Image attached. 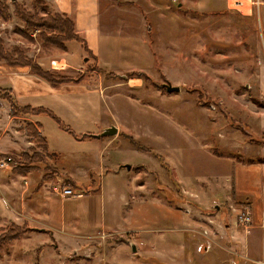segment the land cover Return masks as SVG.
I'll use <instances>...</instances> for the list:
<instances>
[{"label":"rangeland","instance_id":"374dc122","mask_svg":"<svg viewBox=\"0 0 264 264\" xmlns=\"http://www.w3.org/2000/svg\"><path fill=\"white\" fill-rule=\"evenodd\" d=\"M0 1L9 13L7 20L0 17V155H8L0 159V264H105L104 247L109 263L129 255L132 243L135 251H146L144 230L162 233L180 224L200 236L194 240L201 252L230 247L236 249L233 264L244 260L243 235L251 222L241 216L251 214L233 174L248 163L264 171L259 0L245 2L251 7L248 17L238 0L217 13L197 12L183 0H137L136 7L100 0L109 27H97L105 37L91 48L75 23L85 46L43 26L64 13L54 0ZM66 16L74 22L73 14ZM28 23L37 25L23 33ZM31 64L77 83L54 86L35 75ZM166 84L179 91L167 92ZM11 102L28 107L13 108L17 114L11 115ZM39 106L70 119H62L60 127L48 115L36 114ZM37 121L48 152L58 154L56 176L55 160L39 147L37 136L25 135ZM111 125L117 134L88 139ZM109 139L114 144L103 149ZM25 152L36 168L20 173L14 158ZM105 159L130 165L126 180L136 199L127 200L123 217H116L114 206H104L107 217L122 222L120 232L95 226L99 230L90 236L86 218H79L74 229L84 233L72 242L67 227L66 233H52L46 218L63 217L65 209L55 205L63 197L61 186L72 189V200L62 204L66 210L92 209L86 214L91 221L98 206L93 222L102 220L101 199L92 204L73 199L86 190L92 194L106 171L97 169ZM253 190L245 193L250 200L258 192ZM74 204L77 208L69 206ZM132 227L138 232H124ZM11 231L18 234L10 237Z\"/></svg>","mask_w":264,"mask_h":264},{"label":"crops","instance_id":"0c3cea01","mask_svg":"<svg viewBox=\"0 0 264 264\" xmlns=\"http://www.w3.org/2000/svg\"><path fill=\"white\" fill-rule=\"evenodd\" d=\"M124 2H129L128 6H135L137 0H121ZM184 2L190 4V6L195 9L197 12L201 13H217L220 11H225L227 8H231L229 3L235 0H183ZM240 1V6L243 7L245 11V17L250 16L251 7L250 5H245L246 1L250 0H238ZM56 5L59 7L57 11L64 12L71 16L73 14L74 23L78 32H80L83 37L87 40L89 47L93 45L95 40H99L100 38H104L101 36V32L97 27H109L110 18L108 15H105L102 9L100 8V0H54ZM258 3V22L261 25V29L264 31V0L257 1ZM136 7V6H135ZM72 10H68V9ZM133 8V7H132ZM72 11V12H71ZM127 13V11H126ZM131 23V22H129ZM103 31V30H102ZM134 37V36H133ZM130 39L133 41L135 39ZM135 38V37H134ZM138 38V36L136 37ZM137 40V39H136ZM92 41V42H91ZM139 41V39H138ZM141 39L139 43H141ZM144 44V43H143ZM12 84V83H11ZM53 103L57 101V99L53 98ZM59 114V113H58ZM60 115V114H59ZM62 119L69 118L66 114H62ZM65 121V120H64ZM87 124V123H86ZM96 137H91L88 139H92ZM102 138V137H101ZM115 138V137H114ZM82 139V138H81ZM100 139V137H99ZM114 139H109L104 141L103 149L114 144ZM108 159L102 161V166L98 165L97 169H106V171L100 175V182L93 190L92 194L86 189L83 195L77 201L83 200L82 202L89 203L90 200L97 199L100 202V199L103 201V218L100 222L94 223L93 218L95 213H99L100 209L98 206L96 207L97 211H94L93 214H90L91 221L88 219L89 217L86 214L92 209H87L86 211H82L80 208H77V204L69 205L71 207H76L77 212L71 213L70 208L66 210L64 204L67 201H71L72 197H61L60 202L55 205L63 206L62 214L63 217L57 218L53 217L50 214L46 218L47 227L51 228L52 233L54 232H65V228H69L68 233L66 234L68 237V241L72 242L74 238L82 235V233H78L74 227L77 222H80L79 218L84 219L85 223H87L90 228L89 235L95 234L100 227H110L112 228V232H120L119 228L122 227V222L118 221L116 217H123L121 212L124 208V205L127 203L129 199H136L135 196L130 195V191L133 186H130L127 183L126 177L129 174V169L125 166L128 164L124 162L125 160H119L118 162H108ZM107 163V164H106ZM251 165V166H250ZM124 168V169H123ZM125 170V171H124ZM252 174V177L250 175ZM264 175V171H263ZM262 175L261 167H252V163H248L246 165H241L239 168H236L233 174L235 190H240L243 193L241 195H245L247 207H249V212L251 214L250 217V229L247 230L245 235H243V248L245 253V259L238 261V264H264V176ZM250 187V188H248ZM253 187L257 188L258 192H255L254 200L257 202V208L254 206V200L251 198V195H246L250 191H254ZM96 191V192H94ZM129 196H131L129 198ZM55 202L52 201V204ZM105 205H111L115 207L114 213L118 214L115 216L108 217L105 214ZM56 208L51 207V210ZM79 209V210H78ZM81 212V215L78 217ZM113 213V212H111ZM120 213V214H119ZM77 215V216H74ZM74 216V217H73ZM86 216V217H85ZM66 217H69L68 219ZM173 218L174 217H168ZM180 218V217H179ZM134 220L139 221L138 217L134 218ZM176 220V219H175ZM180 222L182 219L179 220ZM186 223V222H185ZM69 224V225H68ZM121 225V227H118ZM95 226L99 227L97 229H92ZM72 231V232H71ZM158 230H147L143 232L141 236L148 238V247H146V251H142L136 247V251H130L129 255L124 256V258H110L108 263V252L106 247H104V252L102 253V259H106L105 264H194L197 260V264H233V256L231 254H235L236 252L234 248L228 247L222 248L214 246L210 250L200 251L199 247L197 249V240H194L195 236L191 231H187L180 226H173L166 230V232H155ZM111 232V233H112ZM123 232V231H121ZM125 233L133 234L138 232L137 229L132 227L124 231ZM187 232L189 234H187ZM66 233V232H65ZM56 234V233H55ZM113 234V233H112ZM115 234V233H114ZM79 238V237H78ZM197 238H200L198 236ZM242 240V238H241ZM133 244V243H132ZM194 248V252L190 253L191 247ZM144 249V248H143ZM232 252V253H231ZM193 254L197 255L195 260H192ZM227 261V262H225ZM237 264V263H234Z\"/></svg>","mask_w":264,"mask_h":264},{"label":"trees","instance_id":"16d2710c","mask_svg":"<svg viewBox=\"0 0 264 264\" xmlns=\"http://www.w3.org/2000/svg\"><path fill=\"white\" fill-rule=\"evenodd\" d=\"M126 3L130 4L129 2H126ZM16 13L18 15L17 11H16ZM20 16H22V15L20 14ZM0 17L2 19H4V20L9 19V13L7 12V6L5 5V1H4V3L0 1ZM23 18H24V14H23ZM36 25L37 24H31L30 25V23H28L26 28H29L30 26L31 27H35ZM43 26H45L48 30L53 31L54 33L65 34V35L67 34V36H65L66 39L79 41V42H81L82 45H84V46L86 45L84 39L79 35V33L76 32L73 20L71 18L67 17L66 14H64V13L55 14V15L51 16L50 21H48L47 23L43 24ZM26 28H24L21 31L24 33V31L28 32L29 30H32L31 28H29V29H26ZM4 59L7 60L6 58H4ZM11 63H15V62H11ZM29 66L31 67L30 69L35 75L41 77L42 79L46 80L47 82H50L54 86H58L61 83H72V84L73 83L74 84L77 83V81H75V79L72 80V79H70V78H68V77H66L64 75H60V74L55 75L52 71L44 69L41 65H36V64L32 65L31 64ZM4 89H2V90H4ZM8 90H10V89H8ZM27 107L28 106H20L19 107V106L15 105L14 103H12V106H11V109H10L11 110V115H16L17 114L16 113L17 112V108L19 110L23 111ZM13 108L16 111L15 113H14V111H12ZM35 108H36V106L35 107L33 106L31 109L34 110ZM24 111H26V110H24ZM40 112L48 115L58 126L61 127L64 124L62 119H60L51 110L39 106V107H37V113L36 114H39ZM38 122L39 121H37V123L35 124L34 130L32 132L30 130L27 131V133H25V135L29 136V137H33V136L36 135L37 137H35V138L38 139L37 142L39 144V147H41V149H43L47 153L48 150H49L47 139H46V137H44L42 135L41 136L39 135V127H41V124H40V122L39 123ZM83 136H85V135H83ZM87 136H89V138L92 137L91 135H87ZM83 138H86V137H83ZM135 146H136V144H135ZM28 154H27V152L21 153L19 155V158L18 157L14 158L15 160H17V165H18V169H16V170H18L20 173L29 172L30 170H32V168H36V167L33 166V161H29L31 159L32 155H30V154L28 155ZM49 154H50V157H52V159L55 160V163L52 166V168H53V171L55 173L54 176H56L58 174V170H59L58 166L56 164L58 162L59 157H58L57 152L53 151V150ZM7 156L8 155H5V154L2 155L1 154L0 155V159L3 158V157H7ZM27 156L29 157V159L26 160V158H25L23 160V157H27ZM9 158L11 160H14L13 157H9ZM23 161H24V163H23ZM41 180H43V179H41ZM15 232H17V231H14V232L11 231L8 234H10L9 235L10 237H13V234ZM16 234H18V233H15V235ZM3 237H5V235H3Z\"/></svg>","mask_w":264,"mask_h":264},{"label":"water","instance_id":"95a60500","mask_svg":"<svg viewBox=\"0 0 264 264\" xmlns=\"http://www.w3.org/2000/svg\"><path fill=\"white\" fill-rule=\"evenodd\" d=\"M166 91L167 92H173V91H179V87L177 86H172L170 84H166ZM117 134V127H115L114 125L105 127L102 129V131L98 134H92L93 137L99 138V137H103V136H110V135H115ZM127 169L130 168V165L126 164L125 165ZM131 250L135 251V246L134 244H131Z\"/></svg>","mask_w":264,"mask_h":264},{"label":"built area","instance_id":"2783aa9c","mask_svg":"<svg viewBox=\"0 0 264 264\" xmlns=\"http://www.w3.org/2000/svg\"><path fill=\"white\" fill-rule=\"evenodd\" d=\"M240 3V2H239ZM7 162L9 161V158H4ZM61 196L66 197V196H70L72 194V189L70 187L67 186H61L60 188V192H58ZM241 217H244L242 219L248 221L250 220L249 214H244ZM200 249V247H199Z\"/></svg>","mask_w":264,"mask_h":264},{"label":"bare ground","instance_id":"6f19581e","mask_svg":"<svg viewBox=\"0 0 264 264\" xmlns=\"http://www.w3.org/2000/svg\"><path fill=\"white\" fill-rule=\"evenodd\" d=\"M240 2V1H239ZM238 6H240V3L238 4Z\"/></svg>","mask_w":264,"mask_h":264}]
</instances>
